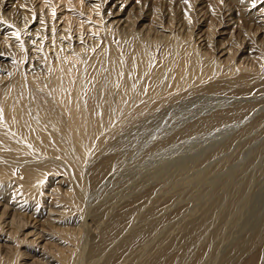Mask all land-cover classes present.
I'll return each mask as SVG.
<instances>
[{
    "label": "bare ground",
    "instance_id": "1",
    "mask_svg": "<svg viewBox=\"0 0 264 264\" xmlns=\"http://www.w3.org/2000/svg\"><path fill=\"white\" fill-rule=\"evenodd\" d=\"M259 96L264 0H0V264H264V211L224 255L202 249L225 193L177 218L168 243L173 216L148 206L156 188L124 193L114 181L122 192L103 197L141 147L154 155L209 132L258 130ZM229 139L215 156L231 155ZM180 170L164 197L183 184Z\"/></svg>",
    "mask_w": 264,
    "mask_h": 264
},
{
    "label": "rangeland",
    "instance_id": "2",
    "mask_svg": "<svg viewBox=\"0 0 264 264\" xmlns=\"http://www.w3.org/2000/svg\"><path fill=\"white\" fill-rule=\"evenodd\" d=\"M51 2V1H50ZM59 12V11H57ZM63 13V10L62 12ZM256 92H253L254 96H256L255 94ZM258 96V95H257ZM260 97V96H259ZM264 96H262V98H258V99H263ZM264 105V103H263ZM262 108V111L264 110V107L261 105L260 107H258L256 110ZM188 109V108H187ZM185 108V110H183V114L188 117L192 116V114L190 113L191 110L190 109H193V107H191L190 109L187 110ZM176 111H180V110H176ZM189 111V112H188ZM182 112V111H181ZM186 112V114H185ZM264 112V111H263ZM180 113V116L182 117V115ZM183 115V116H184ZM259 132V133H258ZM214 132H209L206 133V135H200V136H195V137H192L190 139H187V140H184L182 141V143H178V144H174L173 146H169L167 148H164V149H161V150H158L157 152H155L154 155L150 154H143L142 152L145 151V149H143V147L140 148V151L141 152H136L137 155H136V159H132V160H129L128 162H132V161H136V162H132L131 164L130 163H126L123 167H121L120 169H122L123 171H113L112 174H114L113 176H111V174L109 175V179H108V184L110 183V185L108 186V190L109 191L106 196H103L105 197L104 200L106 198L110 199L111 196H115L117 195V193H120V192H124V193H128L129 189L130 188H133V189H141V192L143 190L142 193H145L148 191V189H152V188H156V192L154 193V196L152 197V200H155V198H158V196L160 197V200H158V202H156L154 205L152 204V202H148V206L149 208L152 207V208H155L156 212H159L160 210V213H157V215L154 217L155 219H160L163 217H168V215L170 214V216H173L171 217V219L169 220V224L168 226L166 227V229L168 230H164L162 235L160 236V239L164 236V239L167 237L168 239H166V242L165 243H168L169 241H171L177 234H178V231L176 230L175 231V226L174 224H176L177 220H179L180 218L183 219L185 218V215L188 216V214L190 212H192V210H194V208H201V210H205L207 207L205 205V203L207 204V206L211 203V197L214 198L212 196V193L214 191V193H218V194H215L213 193L214 196L216 195H220V194H223L225 193V202L222 203L217 209H220L219 211L217 210V213L220 215L219 217L216 218L215 222L212 223V227L214 228L213 231H212V234L211 235H207L206 238H205V245L201 246L202 249H207V253H206V256L208 254H212L214 251H216V254H218V256L220 255H224L225 253L228 252V250H230L231 248V245L234 243V241L237 239V236L238 238L242 237L245 235V232H248L250 231L251 227L252 229L257 225V223L259 222V216L260 214L264 211V148L262 145H264V124L262 127L258 128V130H254V132L252 133H245L243 135H238V136H235V134H232V137H234V139L237 137L236 140H234L233 138L231 139L230 137V134L231 133H226L225 136L223 134V136L218 135V133H215L217 135L214 134ZM214 134V135H213ZM220 134V133H219ZM250 135V136H248ZM216 136V137H214ZM221 136V137H220ZM228 136V137H226ZM151 137V136H150ZM156 137V138H155ZM220 137V138H219ZM152 139H150L149 141L151 142L153 140V138H155L156 140L158 139L157 136H153L151 137ZM222 138V139H221ZM223 138H225L223 140ZM230 138V139H229ZM239 138V139H238ZM155 139L153 140V142L155 141ZM227 139H229L228 141L232 142V145L231 146V151L227 152V154H231V155H225L224 154H220V155H214V154H217L216 151H218V147H220L225 141H227ZM220 140H222L223 142H219ZM236 141V142H235ZM247 144V145H246ZM238 145V146H237ZM242 145V146H241ZM244 146V147H243ZM262 146V147H261ZM261 150H260V148ZM238 148V149H237ZM259 148V150H258ZM166 149V150H165ZM174 149V150H173ZM234 149V150H233ZM235 149L240 153V154H237V151H235ZM241 149V150H239ZM215 151V152H214ZM153 152V153H154ZM159 153V154H158ZM214 153V154H213ZM256 153V154H255ZM143 155V157L141 155ZM214 156H213V155ZM212 155V156H211ZM146 156V157H145ZM149 156V157H148ZM151 156V158H150ZM204 156V157H203ZM253 156V157H252ZM259 156V157H258ZM142 157V158H141ZM145 157V158H144ZM206 157V158H205ZM211 157V158H210ZM229 157V158H227ZM232 157V158H231ZM139 158V159H138ZM153 158V159H152ZM209 158H210V161H209ZM220 158V159H219ZM228 161H230V163H227L228 161H226L227 159ZM231 158V160H229ZM237 158V159H236ZM239 158V159H238ZM249 158V159H248ZM141 160L140 163L138 160ZM199 159V160H198ZM205 159V160H204ZM145 160V161H144ZM214 160V161H213ZM223 160V161H221ZM197 161V162H196ZM202 161H205L204 163L201 162ZM221 161V162H220ZM257 161V162H256ZM193 162V163H192ZM236 162V163H235ZM247 162V163H245ZM206 163V164H205ZM197 164V165H196ZM200 164H201V167H200ZM205 164V165H204ZM208 164V165H207ZM217 164V165H216ZM239 164H242V165H239ZM129 165V167H128ZM134 165V167H133ZM192 165V166H190ZM199 165V166H198ZM224 165V166H222ZM227 165V166H226ZM249 165V166H248ZM127 166V167H126ZM190 166V167H189ZM198 167V169L200 168V170L196 169V167ZM203 166V167H202ZM207 166L209 167L207 168V170H205V172H203L204 168ZM221 166V167H220ZM248 166V168L246 167ZM131 167V168H130ZM178 167V168H177ZM189 167V168H188ZM216 167V169H215ZM218 167V168H217ZM223 167V169H222ZM225 167V169H224ZM127 168V169H126ZM134 168V169H133ZM180 168L182 169V171H184V173H186L185 177H184V182L182 181L180 184L179 187H175L172 192L176 189H180V192L179 190L176 191V194H175V191L173 192L174 194H171L169 193L168 195H166L164 197L163 195V192L161 191L162 188L165 187V184H174L176 181V175L177 173H179V170ZM188 168V169H187ZM193 168H195L196 171H194L195 173H193L192 171L194 170ZM203 168V169H202ZM242 168L243 171L241 170ZM245 168H247L245 170ZM125 169V170H124ZM129 169V170H128ZM131 169V170H130ZM133 169V170H132ZM140 169V170H139ZM187 169V170H186ZM218 171H215L217 170ZM263 169V170H262ZM192 170V171H191ZM198 170V171H197ZM203 170V171H201ZM212 170V172L210 171ZM223 170V171H222ZM129 171V172H128ZM132 171V172H131ZM175 171H178L177 173ZM181 171V170H180ZM191 171V172H190ZM215 171V173H214ZM243 173H242V172ZM137 172V173H136ZM174 172V173H173ZM198 172H201V174L205 173V176L203 177L201 176V174L199 173V175L201 176H198ZM208 172V173H206ZM211 172V173H210ZM218 172V173H216ZM240 172V173H239ZM119 173H121L119 175ZM123 173H126L128 174V176H130L129 178L131 180H129L128 178H125L124 176L126 174H123ZM176 173V174H175ZM191 173V174H190ZM214 175H213V174ZM133 174V175H132ZM169 174V175H168ZM188 174V175H187ZM194 174V176H193ZM117 175V178L118 180L115 178ZM119 175V176H118ZM124 175V176H123ZM133 177H132V176ZM159 175V176H158ZM162 175L164 176L162 178ZM197 175V177H196ZM212 175V176H211ZM219 175V176H218ZM228 175H229V179L227 180L226 178H228ZM235 175V179L233 180L232 177ZM236 175H238L236 177ZM126 176V177H128ZM150 176V177H149ZM153 176H155V179L153 178ZM157 176V177H156ZM175 176V177H173ZM188 176V177H187ZM125 180H123L124 178ZM167 177V181L165 180ZM173 177V178H172ZM231 177V178H230ZM112 178V179H111ZM122 178V179H121ZM134 178V179H133ZM138 178V180H137ZM142 178V179H141ZM158 178L157 181H155L156 179ZM161 178V179H160ZM220 178V179H219ZM134 181H133V180ZM147 179H150L148 180L149 182H151L152 184H155L156 186L154 185H150L151 183H149L147 181L146 183V180ZM175 179V180H174ZM185 179L187 181V183H185ZM208 179V180H207ZM232 179V181L230 180ZM110 180V181H109ZM121 180H123L124 183L121 182ZM156 182H152V181ZM159 180H162V181H159ZM191 180V181H190ZM196 182H195V181ZM242 180L241 183H239L238 181ZM261 180V181H260ZM120 182V185L121 186V189L122 191H114L113 188H112V182ZM144 181V182H143ZM166 183H165V182ZM170 182H173V183H169ZM222 181V182H221ZM231 181V183H230ZM237 181V182H235ZM130 182V183H129ZM135 182V183H133ZM138 182V183H137ZM144 184H143V183ZM162 182V183H161ZM226 182V183H225ZM232 182H235L234 184H238V186L235 187V189L232 191L231 188L233 189L234 187V184L232 185ZM126 183V184H125ZM165 183V184H164ZM195 183V184H194ZM229 183V184H228ZM125 184V185H124ZM131 184V186H129ZM133 184V185H132ZM161 184V185H160ZM164 186H163V185ZM186 184V186H185ZM199 186H198V185ZM209 184V185H208ZM222 184V186L220 187V185ZM226 186H225V185ZM241 184V185H240ZM135 185V186H134ZM143 185V186H141ZM213 185V186H212ZM128 186V187H127ZM138 186V187H137ZM153 186V187H152ZM175 186V185H174ZM183 186H184V192L183 191ZM198 186V187H197ZM229 186L231 188H229ZM136 187V188H135ZM149 187V188H148ZM159 187V188H158ZM161 187V188H160ZM182 187V188H181ZM210 187V188H208ZM238 187V189H237ZM125 188V189H124ZM147 188V189H146ZM245 188V189H243ZM111 189L113 191H111ZM120 189V190H121ZM124 189V190H123ZM160 191H159V190ZM240 189V190H239ZM248 189V190H247ZM182 190V191H181ZM188 190V191H187ZM212 190V191H211ZM159 191V192H158ZM186 191V192H185ZM209 191V192H208ZM243 191V192H242ZM212 192V193H211ZM242 192V193H240ZM184 193V194H183ZM208 193V194H207ZM239 193V194H237ZM246 193V194H245ZM112 194V195H111ZM160 194L161 196L163 195L164 199L158 195ZM165 194V193H164ZM200 194V195H199ZM133 195V194H132ZM131 195V196H132ZM185 195V196H184ZM198 195V197H197ZM240 195V196H239ZM130 196V197H131ZM169 196H172L169 197ZM179 196H184L182 197V199L179 197ZM192 196V197H191ZM202 196V198L200 197ZM209 196V197H208ZM242 196V197H241ZM168 197V198H167ZM179 198L180 201L176 204H174L172 207H170L168 210L169 211H163V209L165 208H168L169 206L172 205V202L174 201L175 202V198ZM175 200H174V199ZM209 198V199H208ZM95 199L98 200V196L97 197H94V198H91L90 200V208L93 209L95 207H97L99 205V201H96L95 202ZM128 199V198H127ZM172 199V200H171ZM195 199V200H194ZM199 199V200H198ZM103 199L101 201H104ZM143 200V201H142ZM141 202H145V198L142 199ZM156 200V201H157ZM162 200H163V206L162 204H160V202L162 203ZM124 203L125 201L122 200ZM170 201V202H169ZM194 201V202H193ZM140 202V203H141ZM173 202V203H174ZM187 202V203H186ZM193 202V203H191ZM151 203V204H150ZM171 203V205H170ZM181 203V204H180ZM194 203H197V204H194ZM209 203V204H208ZM187 204V205H186ZM201 204V205H200ZM227 204V205H226ZM230 204V205H229ZM157 205H160V206H157ZM162 205V206H161ZM167 205V206H166ZM196 205V206H195ZM205 206V209L203 206ZM147 206V207H148ZM176 206V207H174ZM187 207L185 208L184 210V207ZM161 207V208H160ZM164 207V208H163ZM183 208V209H182ZM224 208V209H222ZM241 208V209H240ZM158 209V210H157ZM222 209V210H221ZM226 209V210H225ZM183 211L181 213V216L182 217H179V215H177L180 211ZM199 211V212H198ZM221 211V212H220ZM224 211V212H223ZM164 212V213H163ZM166 212V213H165ZM188 212V213H187ZM197 212L199 214L200 213V210L198 209ZM163 213V214H162ZM174 213H176L174 215ZM225 213V214H224ZM199 214H197V216H199ZM167 215V216H166ZM178 217H177V216ZM178 218V219H177ZM177 219V220H176ZM257 221V222H256ZM219 226V227H218ZM254 226V227H253ZM220 228V230H219ZM250 230H249V229ZM170 230V231H169ZM231 230V231H230ZM217 232V233H216ZM220 232V233H219ZM173 233V234H171ZM219 233V234H218ZM167 234V235H166ZM166 235V236H165ZM223 235V236H222ZM216 236V237H215ZM236 236V237H235ZM220 238V239H219ZM223 238V239H222ZM158 239V240H160ZM163 239V238H162ZM170 239V240H169ZM158 240H156L158 242ZM155 241V242H156ZM168 241V242H167ZM212 241V242H211ZM156 242V243H157ZM154 243V244H156ZM218 245H217V244ZM151 245L152 246H154ZM212 247L209 249V247ZM217 246V247H216ZM218 250V251H217ZM210 251V252H208ZM224 251V252H223ZM206 258V257H205ZM123 260V259H122ZM126 264H128L129 262H125Z\"/></svg>",
    "mask_w": 264,
    "mask_h": 264
},
{
    "label": "snow or ice",
    "instance_id": "3",
    "mask_svg": "<svg viewBox=\"0 0 264 264\" xmlns=\"http://www.w3.org/2000/svg\"><path fill=\"white\" fill-rule=\"evenodd\" d=\"M188 2H189V0H184L185 4H188ZM137 3H139V0H137ZM253 6H255V5H253ZM53 15H55V12H53ZM189 23H191L190 19H189ZM13 35L16 36L17 38H19V33L18 32H14ZM21 46H23V45H21Z\"/></svg>",
    "mask_w": 264,
    "mask_h": 264
}]
</instances>
